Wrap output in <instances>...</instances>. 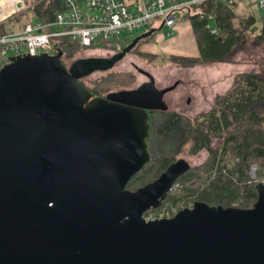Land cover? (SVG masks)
<instances>
[{
  "label": "water",
  "instance_id": "water-1",
  "mask_svg": "<svg viewBox=\"0 0 264 264\" xmlns=\"http://www.w3.org/2000/svg\"><path fill=\"white\" fill-rule=\"evenodd\" d=\"M62 57L0 70V264H264V183L251 208L198 201L146 221L189 163L128 189L151 159L148 113L80 81L116 60Z\"/></svg>",
  "mask_w": 264,
  "mask_h": 264
},
{
  "label": "trees",
  "instance_id": "trees-1",
  "mask_svg": "<svg viewBox=\"0 0 264 264\" xmlns=\"http://www.w3.org/2000/svg\"><path fill=\"white\" fill-rule=\"evenodd\" d=\"M62 9V0H39L2 24L0 34L21 29L35 19L53 20ZM181 19L189 22L199 51L195 58H177L180 61L177 63L188 67L226 60L246 40V31L253 21V18L237 20L229 4L212 1L184 8ZM154 36L155 31L141 42H148ZM260 39L264 40V35ZM81 49L91 48L70 45L64 56L72 58ZM62 61L66 65L63 57ZM133 79L130 73H110L91 81L90 85L82 83L97 98L105 97L114 89H129ZM214 138H219L220 143L212 149ZM146 142L151 161L129 181L130 190L157 179L175 163L186 146L191 155L203 149L209 151L206 161L182 175L157 209L182 210L198 201L210 206L253 207L258 199L257 186L264 183V72L239 74L232 88L216 97L214 107L195 118L177 112L165 113L149 131ZM254 165L255 178L251 175Z\"/></svg>",
  "mask_w": 264,
  "mask_h": 264
},
{
  "label": "rangeland",
  "instance_id": "rangeland-1",
  "mask_svg": "<svg viewBox=\"0 0 264 264\" xmlns=\"http://www.w3.org/2000/svg\"><path fill=\"white\" fill-rule=\"evenodd\" d=\"M38 1L26 0L27 6L32 7ZM243 4L249 5L252 12L260 18L257 0H244ZM237 14L243 16L242 13ZM237 20L241 18L238 17ZM260 26L256 33H246V40L223 62L188 67L176 62L177 58L198 56L193 42L194 34L187 21L178 20L173 27H169L163 25L162 20L155 19L151 30L155 31L156 36L148 42L138 44L114 66L106 70L94 69L82 79V82L90 85L91 81L100 80L110 73H130L134 75L133 83H131L133 85L130 88H136L148 80L147 73H150L156 79V84L162 87H175L165 97L169 108L193 117L214 107L216 97L227 93L239 74L247 71L264 72V40L258 41V38L264 35L263 25ZM148 32L147 28L140 29L131 34L130 39L134 40ZM111 50L110 47L81 49L72 58L63 56V60L67 66H73L87 59L109 60L113 57ZM144 53L148 55H143ZM118 91L121 90L114 89L111 93ZM219 142L220 140L215 139L211 148H217ZM208 155L206 150L197 155H191L189 146H186L179 157L197 166L205 162ZM251 175L254 178L257 177L255 165L251 168Z\"/></svg>",
  "mask_w": 264,
  "mask_h": 264
},
{
  "label": "built area",
  "instance_id": "built-area-1",
  "mask_svg": "<svg viewBox=\"0 0 264 264\" xmlns=\"http://www.w3.org/2000/svg\"><path fill=\"white\" fill-rule=\"evenodd\" d=\"M208 1L233 4L240 0H62L53 20L35 19L21 29L0 34V70L17 56L56 55L70 45L84 48H120L130 35L153 27L160 19L173 27L184 8ZM264 30V0H257ZM28 8L26 0H0V26ZM193 207V206H191ZM180 210L152 208L146 221L169 219Z\"/></svg>",
  "mask_w": 264,
  "mask_h": 264
},
{
  "label": "flooded vegetation",
  "instance_id": "flooded-vegetation-1",
  "mask_svg": "<svg viewBox=\"0 0 264 264\" xmlns=\"http://www.w3.org/2000/svg\"><path fill=\"white\" fill-rule=\"evenodd\" d=\"M142 39L143 38H141V37L139 38V36H138L137 38H135L134 40H130L129 42H127L124 46H122L120 48H113L111 50L113 57L110 60H116L114 64L121 61L122 59H124L126 57V55L129 52H131L138 44L141 43ZM128 48H129V50L126 51ZM105 61H108V60H105ZM81 63L82 62H77L73 66H67V65L66 66L69 69H72L76 65L80 66ZM81 78H84V76ZM147 78H148V80L145 83L140 84V86H138L136 88H129L127 90L120 89L121 91H118L116 93L107 94L105 97L110 98V95H113L116 99L115 101H118L121 103L132 102V104L137 105L141 108H144L148 113L149 131L155 127V125L163 118L165 113L177 112V113H179L183 116L189 117V118H195L199 114L198 113L195 116L190 117V116H187V115L181 113L180 111L170 109L168 104L165 101V97L175 87H173V86L162 87L159 84H156V79L150 73H147ZM126 92H128V93H126ZM130 92H132V94ZM202 112H206V111H202ZM202 112H200V113H202ZM215 139L219 140V138H214V140ZM204 150H206L207 153H209L208 149H203L201 151H204ZM199 153H197V154H199ZM197 154H194V155H197ZM150 156H151V154H150ZM179 159H180V157L178 155L176 158V161H178ZM150 161H151V159H150ZM189 165H190V168L194 166L191 163ZM193 205H191V206H193Z\"/></svg>",
  "mask_w": 264,
  "mask_h": 264
},
{
  "label": "crops",
  "instance_id": "crops-1",
  "mask_svg": "<svg viewBox=\"0 0 264 264\" xmlns=\"http://www.w3.org/2000/svg\"><path fill=\"white\" fill-rule=\"evenodd\" d=\"M243 1L244 0L237 1V2H235L233 4H229V6H231V8L234 11L235 15L237 16V18L239 17L242 20H246V19L248 20L249 19V21H250V18H253V21H252L251 24H249L246 33H248V34L249 33L251 34V32L256 33L257 32V29L259 30V27H261L260 25H262V19H261L260 13H259L260 18H259L258 16H256L252 12V10L250 9V6L249 5L248 6H245L243 4ZM238 12L239 13H242L243 16H239L237 14ZM179 20H183V19H179ZM185 21H187V20H185ZM187 23L189 25V22L188 21H187ZM189 27H190V25H189ZM190 29H191V27H190ZM254 35H256V34H254ZM193 42L195 43V46H196V55L198 54V56H199V51H198V47H197V43H196L195 37H193ZM228 72H230V70Z\"/></svg>",
  "mask_w": 264,
  "mask_h": 264
}]
</instances>
